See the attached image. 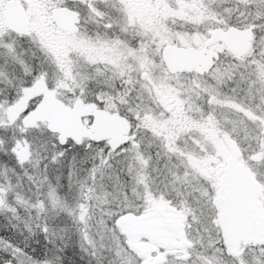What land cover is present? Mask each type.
Returning <instances> with one entry per match:
<instances>
[{
  "label": "snow or ice",
  "instance_id": "6c2138e0",
  "mask_svg": "<svg viewBox=\"0 0 264 264\" xmlns=\"http://www.w3.org/2000/svg\"><path fill=\"white\" fill-rule=\"evenodd\" d=\"M0 264H264V0H0Z\"/></svg>",
  "mask_w": 264,
  "mask_h": 264
}]
</instances>
